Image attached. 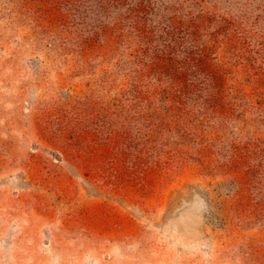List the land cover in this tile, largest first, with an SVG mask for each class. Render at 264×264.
Instances as JSON below:
<instances>
[{
    "label": "rangeland",
    "instance_id": "1",
    "mask_svg": "<svg viewBox=\"0 0 264 264\" xmlns=\"http://www.w3.org/2000/svg\"><path fill=\"white\" fill-rule=\"evenodd\" d=\"M0 264H264V0H0Z\"/></svg>",
    "mask_w": 264,
    "mask_h": 264
}]
</instances>
